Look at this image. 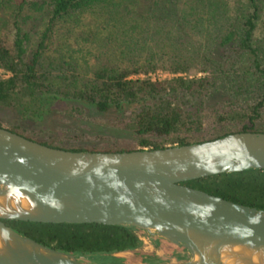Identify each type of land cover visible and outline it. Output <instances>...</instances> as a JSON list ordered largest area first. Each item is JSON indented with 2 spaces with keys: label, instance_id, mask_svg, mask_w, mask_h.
I'll return each instance as SVG.
<instances>
[{
  "label": "trees",
  "instance_id": "1",
  "mask_svg": "<svg viewBox=\"0 0 264 264\" xmlns=\"http://www.w3.org/2000/svg\"><path fill=\"white\" fill-rule=\"evenodd\" d=\"M263 9L264 0H0L10 31L8 38L0 29V67L10 72L0 77V104L34 113L42 98L59 96L120 112L108 124L127 138L74 146L40 141L68 149L131 150L264 131ZM31 18L44 20L33 40L22 27ZM52 34L61 36V49L48 50ZM156 68L174 75H137ZM218 84L225 95L208 102ZM182 183L264 208V168ZM1 220L84 262L130 264L133 255L143 264L160 261L141 249L143 231L127 224Z\"/></svg>",
  "mask_w": 264,
  "mask_h": 264
},
{
  "label": "water",
  "instance_id": "2",
  "mask_svg": "<svg viewBox=\"0 0 264 264\" xmlns=\"http://www.w3.org/2000/svg\"><path fill=\"white\" fill-rule=\"evenodd\" d=\"M247 168H264V131L89 150L0 126V264H90L1 219L123 223L185 248L188 256L175 264H264V208L182 183Z\"/></svg>",
  "mask_w": 264,
  "mask_h": 264
},
{
  "label": "rangeland",
  "instance_id": "3",
  "mask_svg": "<svg viewBox=\"0 0 264 264\" xmlns=\"http://www.w3.org/2000/svg\"><path fill=\"white\" fill-rule=\"evenodd\" d=\"M264 18V9L262 12V22ZM6 14L3 13L0 17V29L2 33L10 38L9 25ZM44 20L41 18L28 19L23 23V29L29 30L32 34L31 40L37 35V31L43 27ZM54 33H59L60 28L54 26ZM48 50L54 47L61 49V36L57 40L54 34L50 37ZM2 68V67H0ZM3 72L0 77H6L10 74L9 71L2 68ZM207 73L202 71H190L188 76H199ZM138 76H149L151 79L164 78L174 75L167 70L156 68L153 72L147 74H137ZM225 95L222 84L212 90L207 98L208 102L220 99ZM77 108V109H75ZM80 108V109H79ZM120 114L119 111L112 108L104 112H98L92 107L77 102L72 99L61 97L42 98L40 107L34 113H21L16 107L5 106L0 104V126L12 129L26 137L37 141H47L59 146H74L77 144H89L92 142L103 143L119 136L126 137L129 133L111 127V120ZM143 248L148 249L150 246L147 242L143 243ZM160 252V250H158ZM130 252H123L119 256H129ZM92 264L90 261H85ZM175 262V261H172Z\"/></svg>",
  "mask_w": 264,
  "mask_h": 264
},
{
  "label": "flooded vegetation",
  "instance_id": "4",
  "mask_svg": "<svg viewBox=\"0 0 264 264\" xmlns=\"http://www.w3.org/2000/svg\"><path fill=\"white\" fill-rule=\"evenodd\" d=\"M138 237L141 239V249L145 251H153L160 257L158 264H175L183 261L187 256L185 248L180 247L178 244H174L160 236L150 235L145 232L138 233ZM155 238L156 243L152 240ZM147 242L150 248L144 249L143 243ZM160 250V252L158 251ZM129 256H132L130 254ZM175 261V262H172ZM130 264H143L137 255H133V260Z\"/></svg>",
  "mask_w": 264,
  "mask_h": 264
},
{
  "label": "built area",
  "instance_id": "5",
  "mask_svg": "<svg viewBox=\"0 0 264 264\" xmlns=\"http://www.w3.org/2000/svg\"><path fill=\"white\" fill-rule=\"evenodd\" d=\"M3 72V70H2V68H0V73H2Z\"/></svg>",
  "mask_w": 264,
  "mask_h": 264
}]
</instances>
